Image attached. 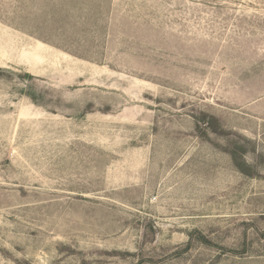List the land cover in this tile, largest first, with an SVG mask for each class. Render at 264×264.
I'll return each instance as SVG.
<instances>
[{
	"label": "rangeland",
	"instance_id": "374dc122",
	"mask_svg": "<svg viewBox=\"0 0 264 264\" xmlns=\"http://www.w3.org/2000/svg\"><path fill=\"white\" fill-rule=\"evenodd\" d=\"M0 264H264V0H0Z\"/></svg>",
	"mask_w": 264,
	"mask_h": 264
}]
</instances>
